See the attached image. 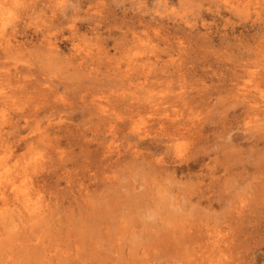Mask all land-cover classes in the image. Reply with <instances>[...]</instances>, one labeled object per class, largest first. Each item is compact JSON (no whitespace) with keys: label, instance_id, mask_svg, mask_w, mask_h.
<instances>
[{"label":"rangeland","instance_id":"rangeland-1","mask_svg":"<svg viewBox=\"0 0 264 264\" xmlns=\"http://www.w3.org/2000/svg\"><path fill=\"white\" fill-rule=\"evenodd\" d=\"M0 264H264V0H0Z\"/></svg>","mask_w":264,"mask_h":264},{"label":"bare ground","instance_id":"bare-ground-1","mask_svg":"<svg viewBox=\"0 0 264 264\" xmlns=\"http://www.w3.org/2000/svg\"><path fill=\"white\" fill-rule=\"evenodd\" d=\"M196 129V128H195ZM180 131V130H179ZM170 161V160H169ZM189 168V167H188ZM180 170V169H179ZM168 184V183H167ZM171 198V197H170ZM183 201V200H182ZM177 213V212H176Z\"/></svg>","mask_w":264,"mask_h":264}]
</instances>
